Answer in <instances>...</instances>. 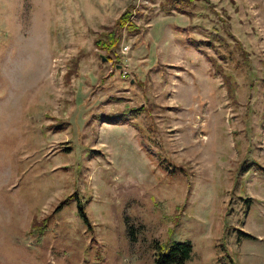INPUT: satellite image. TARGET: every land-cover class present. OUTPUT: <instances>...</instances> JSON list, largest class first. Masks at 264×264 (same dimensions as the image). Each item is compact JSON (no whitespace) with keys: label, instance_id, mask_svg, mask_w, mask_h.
<instances>
[{"label":"rangeland","instance_id":"obj_1","mask_svg":"<svg viewBox=\"0 0 264 264\" xmlns=\"http://www.w3.org/2000/svg\"><path fill=\"white\" fill-rule=\"evenodd\" d=\"M162 1L0 0V264H264V0Z\"/></svg>","mask_w":264,"mask_h":264},{"label":"trees","instance_id":"obj_2","mask_svg":"<svg viewBox=\"0 0 264 264\" xmlns=\"http://www.w3.org/2000/svg\"><path fill=\"white\" fill-rule=\"evenodd\" d=\"M195 0H163L160 4V8L166 13V14H173V12H178V13H185V14H190L188 10H186V7L190 6ZM131 9L126 8L116 19L115 21V26L117 28L105 32L102 34L100 38H98L95 41V45L97 48L104 49L107 54H108V59H112L111 54H115V50L118 47L121 35V31H126L127 35H135L138 34L140 31L139 26H137L132 20L131 16L132 13L130 11ZM186 43L195 49L203 52L202 48V42L199 40H196L195 38L187 37L186 38ZM238 43V41H237ZM239 45V46H238ZM237 47H240V44L238 43ZM244 53V52H243ZM212 60V58H210ZM108 60V61H109ZM210 60V62H211ZM73 63H76V58L73 60ZM114 65H117V62H114ZM212 65L215 67H218V70L216 69V72L219 71V64L215 61L212 62ZM220 72V71H219ZM221 73V72H220ZM226 84V83H225ZM228 95L230 98H233V89L231 88L230 85H228ZM145 108V105H140L137 108L138 110H143ZM129 110V116L127 115L128 112H121L117 114H110V115H105L102 116L104 117L105 122L108 123H117V122H127L128 119L131 117L132 113L138 114L137 111L133 109ZM78 213L82 217V219L88 223V217L86 216L83 208L81 205L78 207ZM191 252V246L187 242L183 243H175L170 248L168 251L164 254H161L158 259L156 260V264H183L184 261L189 257Z\"/></svg>","mask_w":264,"mask_h":264}]
</instances>
